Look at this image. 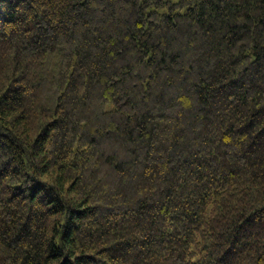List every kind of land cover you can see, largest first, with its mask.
Listing matches in <instances>:
<instances>
[{"label":"trees","instance_id":"1","mask_svg":"<svg viewBox=\"0 0 264 264\" xmlns=\"http://www.w3.org/2000/svg\"><path fill=\"white\" fill-rule=\"evenodd\" d=\"M0 264H264V0H0Z\"/></svg>","mask_w":264,"mask_h":264}]
</instances>
